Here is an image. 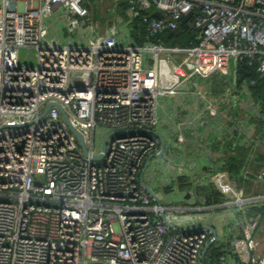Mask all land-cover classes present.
Segmentation results:
<instances>
[{
    "label": "built area",
    "instance_id": "2783aa9c",
    "mask_svg": "<svg viewBox=\"0 0 264 264\" xmlns=\"http://www.w3.org/2000/svg\"><path fill=\"white\" fill-rule=\"evenodd\" d=\"M121 3L124 18H139L150 36L192 15L195 41L132 44ZM54 16L70 38L50 33ZM241 61L256 77L238 82ZM212 73L226 81L215 94ZM258 79L264 0H0V264H206L209 241L224 239L212 222H178L145 187L153 191L152 159L165 155L161 99L183 93V84L206 111L244 97L264 125L251 88ZM50 103L83 135L86 153L56 106L44 112ZM192 134L178 132V143ZM241 176L264 183V161ZM245 196L239 189L234 197ZM243 220L216 264H264V220Z\"/></svg>",
    "mask_w": 264,
    "mask_h": 264
},
{
    "label": "crops",
    "instance_id": "0c3cea01",
    "mask_svg": "<svg viewBox=\"0 0 264 264\" xmlns=\"http://www.w3.org/2000/svg\"><path fill=\"white\" fill-rule=\"evenodd\" d=\"M214 83L219 88L208 84L210 94L219 92L226 81ZM257 104L264 113L261 103ZM170 105V113L167 105L162 107L165 117L159 132L166 138L165 155L150 163L146 172L150 186L161 203L173 207L174 219L209 220L217 235L230 241L242 234L243 219L264 220V197H258L264 194V183L241 176L246 167L264 161V125L254 114L238 110L239 101L232 96L216 112L206 111L205 101L194 93L183 92ZM188 128L192 136L178 143V132ZM239 189L247 196L235 200ZM259 248L264 250V238Z\"/></svg>",
    "mask_w": 264,
    "mask_h": 264
},
{
    "label": "trees",
    "instance_id": "16d2710c",
    "mask_svg": "<svg viewBox=\"0 0 264 264\" xmlns=\"http://www.w3.org/2000/svg\"><path fill=\"white\" fill-rule=\"evenodd\" d=\"M94 15L100 17L102 8L101 5L97 4ZM125 5L121 3L119 5L120 18H124L123 13ZM111 21L115 20V16H109ZM126 18H124L125 20ZM192 15L187 14L182 17L179 27L176 29H163L155 33L153 36H150L144 29V25L139 18H128L125 20L126 28L124 34L129 38L132 44L136 45H151L157 41H161L165 46L171 47L174 45L187 46L195 41V38L190 34ZM62 16H54L49 19L48 24L50 28V33L55 36L57 40H66L71 37L67 27L62 25ZM238 71V82H245L251 77H256V72L254 67H247L244 61H241L237 66ZM218 77V76H217ZM219 79V77H218ZM210 86L215 85L214 81L217 82V78L211 76L207 79ZM216 89L219 88L218 85L213 86ZM252 91L254 98L258 99L261 103V106L264 110V79H258L256 84L252 85ZM262 121V120H261ZM260 121V122H261ZM263 123V122H262ZM236 165V164H235ZM230 242L228 239L215 240L205 251V261L207 260L208 264H216L218 256L222 253L229 254ZM206 263V264H207Z\"/></svg>",
    "mask_w": 264,
    "mask_h": 264
},
{
    "label": "water",
    "instance_id": "95a60500",
    "mask_svg": "<svg viewBox=\"0 0 264 264\" xmlns=\"http://www.w3.org/2000/svg\"><path fill=\"white\" fill-rule=\"evenodd\" d=\"M52 105H53V106H56V107L58 108V110H59L60 113L62 114V116H63L65 122L67 123L68 127L70 128V130L73 132V134H74V135L76 136V138L78 139V141H79V143H80V145H81V147H82L84 153H86V149H85V145H84V138H83V135H82L81 133H79L78 131H76L75 128L70 124L68 118L66 117V115H65V113L63 112V110H62V108H61L60 105H58V104H56V103H50V104L46 105V107H45V109H44V112H45L50 106H52ZM163 149H164V147H163V145H162V148H161V150H160V154H159V155L162 154ZM102 150H104V145H103ZM100 156H101V154H100V155H94L93 157H94V159H98ZM145 187H146L147 191H149V193H151V195H153V196L155 197L153 191H151V189H150L147 185H145ZM161 217H162V219H163L165 222H167V221H166V217H165L163 214H161ZM209 227L211 228V230H212V232H213V235L215 236V234H216L215 229H214L212 226H210V225H209Z\"/></svg>",
    "mask_w": 264,
    "mask_h": 264
},
{
    "label": "rangeland",
    "instance_id": "374dc122",
    "mask_svg": "<svg viewBox=\"0 0 264 264\" xmlns=\"http://www.w3.org/2000/svg\"><path fill=\"white\" fill-rule=\"evenodd\" d=\"M105 20L110 21V17H107ZM19 55H20V58L21 59H24V58H28L27 56H29L30 53L26 49H21ZM28 60H30V59L28 58ZM230 66L232 67L233 64L231 63ZM214 77H216L217 78V82H219L218 77L217 76H214ZM178 90H179V92H186V90H190V88L188 87V85L183 84L182 86L179 87ZM175 99H176V97H165V98H163L161 100L164 102V105H167V104H170V103L174 102ZM164 105L161 106V110H162V107ZM237 109L238 110H246L245 102H244V97H242V99L239 101V105H238ZM163 116H165L164 113H162L161 117H163ZM178 220H179L178 222H182V221H185L187 219L181 218V219H178ZM206 263H207V261H206Z\"/></svg>",
    "mask_w": 264,
    "mask_h": 264
},
{
    "label": "clouds",
    "instance_id": "9594fccd",
    "mask_svg": "<svg viewBox=\"0 0 264 264\" xmlns=\"http://www.w3.org/2000/svg\"><path fill=\"white\" fill-rule=\"evenodd\" d=\"M154 193V192H153Z\"/></svg>",
    "mask_w": 264,
    "mask_h": 264
}]
</instances>
